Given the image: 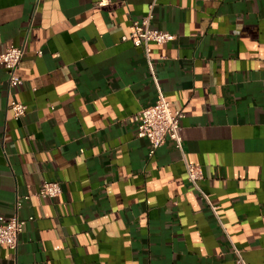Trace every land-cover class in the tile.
Returning a JSON list of instances; mask_svg holds the SVG:
<instances>
[{"label":"crops","instance_id":"obj_1","mask_svg":"<svg viewBox=\"0 0 264 264\" xmlns=\"http://www.w3.org/2000/svg\"><path fill=\"white\" fill-rule=\"evenodd\" d=\"M150 9L176 37L148 57L123 36ZM12 43L23 83L0 65V224L26 222L0 264H240L232 243L264 264V0H0V53ZM161 93L184 111L182 143L151 152L138 113ZM46 179L62 192L17 207Z\"/></svg>","mask_w":264,"mask_h":264},{"label":"built area","instance_id":"obj_2","mask_svg":"<svg viewBox=\"0 0 264 264\" xmlns=\"http://www.w3.org/2000/svg\"><path fill=\"white\" fill-rule=\"evenodd\" d=\"M152 7V6H151ZM152 10L144 16L142 20L133 21V30L130 35L123 36L124 39L132 40L136 46H142L149 57L151 47L150 43L155 41L159 44L173 40L176 34L173 32L153 27L151 25ZM24 54L22 45L10 44L0 53V65H2L9 74V84L14 86L23 83L22 76L18 73V66ZM151 64V63H150ZM8 105L16 117L26 114L28 104L22 100L10 97ZM139 128L138 136L145 137L151 145V152H154L167 139H172L178 146H181L182 135L180 132L181 118L184 116L182 109H174L171 103L161 93L160 97L151 104L143 106L138 113ZM186 172L189 182L197 189L209 202L212 210L217 213V204L211 201L209 195L201 186V179L204 176L201 165L186 162ZM62 192V186L59 180L46 179L33 192L19 196L17 207L22 205V200L31 198L40 199L42 197H56ZM30 218H33L31 216ZM26 219L21 218L18 213L13 214L0 224V245L7 244L13 249H17L19 234L23 230ZM233 250L236 253V261L240 264H249L242 254V250L234 243Z\"/></svg>","mask_w":264,"mask_h":264}]
</instances>
